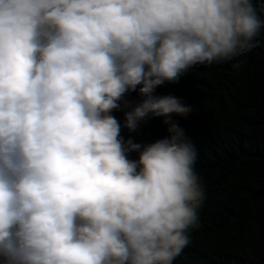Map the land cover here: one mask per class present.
<instances>
[{"label":"clouds","instance_id":"obj_1","mask_svg":"<svg viewBox=\"0 0 264 264\" xmlns=\"http://www.w3.org/2000/svg\"><path fill=\"white\" fill-rule=\"evenodd\" d=\"M262 27L253 0H0V261L172 264L205 192L169 115L193 110L154 89L239 67ZM137 85L125 127L165 117L169 138L120 137Z\"/></svg>","mask_w":264,"mask_h":264},{"label":"trees","instance_id":"obj_2","mask_svg":"<svg viewBox=\"0 0 264 264\" xmlns=\"http://www.w3.org/2000/svg\"><path fill=\"white\" fill-rule=\"evenodd\" d=\"M264 21V0H253ZM191 67L177 82L154 89L158 97L173 96L192 112L171 120L184 129L198 152L195 171L205 192L198 222L188 230L190 244L172 264H264V27L245 63ZM124 94L111 115L126 143L146 146L169 138L165 117H149L135 132L125 127L123 100L136 106L144 97ZM138 160L139 152L127 153ZM0 264H3L0 261Z\"/></svg>","mask_w":264,"mask_h":264}]
</instances>
